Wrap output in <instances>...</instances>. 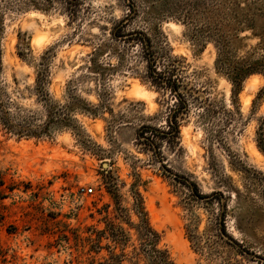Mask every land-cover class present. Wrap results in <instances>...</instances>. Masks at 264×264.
<instances>
[{"label": "rangeland", "instance_id": "374dc122", "mask_svg": "<svg viewBox=\"0 0 264 264\" xmlns=\"http://www.w3.org/2000/svg\"><path fill=\"white\" fill-rule=\"evenodd\" d=\"M232 2L256 13L253 29L230 36L234 61L262 59L264 0H0L2 88L42 122L32 89L46 65L50 97L70 110L50 136L0 126V264L113 255L151 264L145 219L175 264H264V76L238 88L216 65L213 42L195 35L222 22ZM128 19L192 88L178 138L139 137L143 126L169 130L175 99L147 80L132 46L109 37ZM100 44L96 71L90 56Z\"/></svg>", "mask_w": 264, "mask_h": 264}, {"label": "trees", "instance_id": "16d2710c", "mask_svg": "<svg viewBox=\"0 0 264 264\" xmlns=\"http://www.w3.org/2000/svg\"><path fill=\"white\" fill-rule=\"evenodd\" d=\"M230 14L223 15L222 22H215L213 25L209 22L207 27L196 32V39L202 42L203 39L212 41L217 49L216 65L227 73L232 82L240 88L243 82L252 75L264 76V57L259 60H253L251 56L245 57L234 61L230 49V36H236L238 32H243L246 29H253L255 26V14L239 13L240 3L232 2ZM251 9V8H250ZM252 10V9H251ZM263 10V9H262ZM261 10V11H262ZM127 20H121L114 25L110 31L111 40H122L132 46L145 61V73L147 80L159 91H169L175 99L174 106L166 117V122L169 126L168 131L160 132L151 126H143L140 130L139 137L145 139L146 142L153 141L150 137L146 136L148 132H158L162 138H167L168 135L173 134V137L178 138L180 135V120L179 115L186 113L189 110V101L187 94L192 92V88L186 83L183 76V70L178 65L175 58H160L154 51L151 39L143 32L130 31L127 29ZM225 22H228L227 28ZM189 25V21L187 22ZM231 33V35L229 34ZM107 44V43H103ZM100 44L90 56V62L95 68L98 61L96 56L105 45ZM44 64V63H43ZM90 65V67L92 66ZM48 66L43 65L42 72L38 74L33 92L36 93L37 101L43 105L46 112V118L39 123L41 114L36 111L23 109L18 103L13 100L8 92L2 88L1 73L3 70L2 51L0 46V126L6 133L15 135L19 138L22 137H41L50 136L51 130L54 128L59 129L60 126L70 121V110H64L57 106V102L53 101L48 93ZM4 185L3 180H0V188ZM193 186V193L200 196L198 188L195 184ZM3 199V196H0ZM145 216V215H144ZM145 229L143 237L146 242L147 249L149 250V261L151 264H175L166 250H159L157 248L159 242V235L149 225L147 219L144 220ZM224 230V229H223ZM120 256L113 255L111 259L101 264H120ZM124 258V256H123Z\"/></svg>", "mask_w": 264, "mask_h": 264}, {"label": "built area", "instance_id": "2783aa9c", "mask_svg": "<svg viewBox=\"0 0 264 264\" xmlns=\"http://www.w3.org/2000/svg\"><path fill=\"white\" fill-rule=\"evenodd\" d=\"M93 191H94L93 188H83L82 189V193L85 194V195L92 194Z\"/></svg>", "mask_w": 264, "mask_h": 264}, {"label": "water", "instance_id": "95a60500", "mask_svg": "<svg viewBox=\"0 0 264 264\" xmlns=\"http://www.w3.org/2000/svg\"><path fill=\"white\" fill-rule=\"evenodd\" d=\"M107 166V164L105 163V167Z\"/></svg>", "mask_w": 264, "mask_h": 264}]
</instances>
